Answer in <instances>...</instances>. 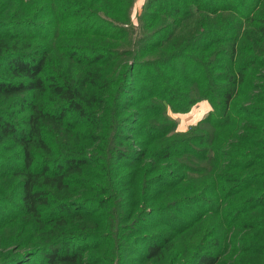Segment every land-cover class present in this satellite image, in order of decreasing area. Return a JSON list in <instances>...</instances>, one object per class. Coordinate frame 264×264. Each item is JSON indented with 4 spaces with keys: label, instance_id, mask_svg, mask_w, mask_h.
I'll return each mask as SVG.
<instances>
[{
    "label": "trees",
    "instance_id": "trees-1",
    "mask_svg": "<svg viewBox=\"0 0 264 264\" xmlns=\"http://www.w3.org/2000/svg\"><path fill=\"white\" fill-rule=\"evenodd\" d=\"M135 1L0 0V264H264V0Z\"/></svg>",
    "mask_w": 264,
    "mask_h": 264
},
{
    "label": "rangeland",
    "instance_id": "rangeland-1",
    "mask_svg": "<svg viewBox=\"0 0 264 264\" xmlns=\"http://www.w3.org/2000/svg\"><path fill=\"white\" fill-rule=\"evenodd\" d=\"M145 1L146 0H136L135 1L133 13H132V21L136 25L139 24L138 16L142 12ZM244 22L245 24H247L248 20H245ZM7 30L8 32H15L21 29H19L18 27H9ZM63 63L66 65L64 61ZM254 80H255L254 81L255 83H253V87H251V89H254L255 84L259 86V84L262 83L261 78L259 76L255 77ZM253 92L258 94L260 91L259 89L256 88ZM247 95L249 97L251 96L250 91L249 93H247ZM244 100L245 102H249L250 99H244ZM213 109H214L213 105L208 99H202L196 102L187 111H175L170 106H168L167 116L171 118L172 121L169 125L165 124L164 127L159 131L161 134H164V137H161V139L166 138L168 142H170L171 140H173L174 142L179 140V143L181 142L182 139H184L185 143H188V145L190 144V148L187 147L186 145L184 149V157L173 156L169 158V160L167 161L174 160V161L179 162V161L184 160L187 163V159H188L189 165L195 166L196 168H199L202 164H204L203 159L199 157V153L201 152L204 153L205 152L204 149H207V152L209 154H212L211 150L215 146L217 147L218 145H220L219 142L222 140V137L226 135L225 129L217 130L213 126H210V120L204 121V120H207L206 117L209 116L210 112ZM129 120H130L129 128L131 129V134L133 137H137L138 133L140 132V129L138 127L139 124L130 123V122H133L134 119H129ZM138 120L140 123L141 122L146 123V122H149V120L152 121L153 118L150 116V117H144V119H138ZM132 128H137V129L134 130ZM192 133L195 134L194 139L189 140V137L191 136ZM152 134H155V132L153 131ZM143 140L146 143L149 142V138L146 135L143 137ZM149 144H153V143L149 142ZM192 146L196 148L198 147V149L195 150L196 153L192 151L194 150ZM178 150H181V148H179ZM188 176H191L192 178H188V183H187V179L185 180V183H184L185 187L183 188V190L186 193L188 192L189 194L193 189L196 188V185L199 183L200 175L197 172L190 171L188 172ZM9 208L12 210V212L16 213L13 207L10 206ZM4 218H6V215L4 214V211L0 209V224L3 223ZM169 218L171 219L172 217L169 215ZM192 240L193 238H190L189 236H187V251H189L190 249V244ZM181 244L182 243H179L180 246ZM35 260L36 258L32 257L30 261H28L26 264H31Z\"/></svg>",
    "mask_w": 264,
    "mask_h": 264
}]
</instances>
